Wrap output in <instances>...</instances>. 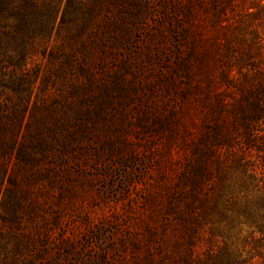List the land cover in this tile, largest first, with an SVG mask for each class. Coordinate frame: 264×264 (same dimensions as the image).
<instances>
[{
    "label": "rangeland",
    "instance_id": "obj_1",
    "mask_svg": "<svg viewBox=\"0 0 264 264\" xmlns=\"http://www.w3.org/2000/svg\"><path fill=\"white\" fill-rule=\"evenodd\" d=\"M37 2L42 30L0 58V264H184L180 178L211 145L209 102L264 76V0ZM263 171L214 177V196L255 207ZM239 219L238 262L264 264ZM215 223L194 258L222 244Z\"/></svg>",
    "mask_w": 264,
    "mask_h": 264
},
{
    "label": "trees",
    "instance_id": "obj_2",
    "mask_svg": "<svg viewBox=\"0 0 264 264\" xmlns=\"http://www.w3.org/2000/svg\"><path fill=\"white\" fill-rule=\"evenodd\" d=\"M39 10L37 0H0V58H10V52H16L24 41L29 42L42 30V22L36 16ZM246 54H252L248 46ZM226 76V75H225ZM263 73L255 70L243 75V85L239 97L231 100L214 98L209 102L210 113L205 123L211 134L202 136L201 144L211 137V145H199L194 148L196 158L188 160L181 175V181L187 185V197L183 207L184 237L187 246L183 252V263L193 260L200 264H240L239 253L231 245V237L240 215L259 222L264 232V197L255 207L247 205L250 199L244 197V203L221 191L214 196L221 182L231 180L235 171L251 178L254 168L264 167V80ZM249 166H254L249 168ZM248 173V174H247ZM263 178L264 171L261 172ZM229 187V185L227 186ZM259 190V188H258ZM215 220L217 221L215 223ZM215 223V231L222 237L217 250L206 249L204 253L193 254L194 242L205 224ZM226 224L221 227L222 223ZM228 241L225 240V237Z\"/></svg>",
    "mask_w": 264,
    "mask_h": 264
}]
</instances>
